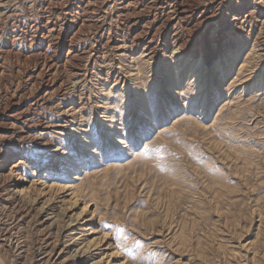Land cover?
Here are the masks:
<instances>
[{
	"label": "rangeland",
	"instance_id": "1",
	"mask_svg": "<svg viewBox=\"0 0 264 264\" xmlns=\"http://www.w3.org/2000/svg\"><path fill=\"white\" fill-rule=\"evenodd\" d=\"M260 48L264 0H0V264H264Z\"/></svg>",
	"mask_w": 264,
	"mask_h": 264
},
{
	"label": "bare ground",
	"instance_id": "2",
	"mask_svg": "<svg viewBox=\"0 0 264 264\" xmlns=\"http://www.w3.org/2000/svg\"><path fill=\"white\" fill-rule=\"evenodd\" d=\"M185 11V9H183V7H180V9H179V12H178V14H182L183 12ZM253 13V12H252ZM175 16V15H174ZM186 16V15H185ZM248 17V15L246 16V14L245 15H242V14H235V16L232 18V22H231V24L232 25H234V26H238V25H240L241 23H243V22H245L246 21V18ZM193 26V25H192ZM261 48H263V47H261ZM260 48V49H261ZM144 50H146V51H148V48H145ZM150 50V49H149ZM262 50V49H261ZM151 51V50H150ZM153 51V50H152ZM221 51V50H220ZM262 51H264V49L262 50ZM149 55V54H148ZM264 55V54H263ZM206 62H207V60H206ZM205 62V63H206ZM209 62H207L206 64H208ZM11 157H12V155H11Z\"/></svg>",
	"mask_w": 264,
	"mask_h": 264
}]
</instances>
